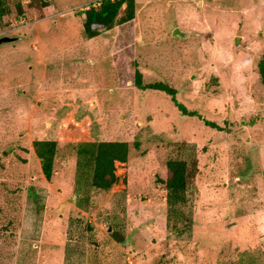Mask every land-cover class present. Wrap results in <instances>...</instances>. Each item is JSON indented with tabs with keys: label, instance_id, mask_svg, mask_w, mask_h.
Listing matches in <instances>:
<instances>
[{
	"label": "rangeland",
	"instance_id": "374dc122",
	"mask_svg": "<svg viewBox=\"0 0 264 264\" xmlns=\"http://www.w3.org/2000/svg\"><path fill=\"white\" fill-rule=\"evenodd\" d=\"M99 1L5 0L0 264H264V0H135L132 21L88 39ZM41 140L57 143L50 181ZM95 141L128 142V162L78 202L73 145ZM171 159L197 170L169 219Z\"/></svg>",
	"mask_w": 264,
	"mask_h": 264
},
{
	"label": "trees",
	"instance_id": "16d2710c",
	"mask_svg": "<svg viewBox=\"0 0 264 264\" xmlns=\"http://www.w3.org/2000/svg\"><path fill=\"white\" fill-rule=\"evenodd\" d=\"M37 7L44 9L51 6V0H38ZM17 15L22 14V8L17 5ZM10 15V9L5 0H0V22L5 16ZM83 32L88 39L98 37L102 31L130 22L135 16V0H101L96 6H90L83 12ZM258 73L261 84L264 86V57L258 63ZM135 86L140 90H155L163 92L171 98L175 107L183 116L199 117L195 111H189L176 100V90L158 82L143 85L141 74L135 72ZM212 128L216 125L206 123ZM34 154L39 161L42 175L47 181L51 180L54 173V161L58 148L55 141H34L32 143ZM134 147L139 148V143L134 142ZM76 156V200L85 199L84 193L88 190L95 192H108L118 182L116 170L118 166H126L129 156L128 142L95 141L79 142L73 145ZM168 178L160 181L166 190V204L168 218L179 214L178 208L186 202V191L196 174V167L180 160L166 162ZM84 192V193H82ZM80 205V204H79Z\"/></svg>",
	"mask_w": 264,
	"mask_h": 264
},
{
	"label": "water",
	"instance_id": "95a60500",
	"mask_svg": "<svg viewBox=\"0 0 264 264\" xmlns=\"http://www.w3.org/2000/svg\"><path fill=\"white\" fill-rule=\"evenodd\" d=\"M13 39L8 38V37H4L0 39V44H4V43H8L11 42Z\"/></svg>",
	"mask_w": 264,
	"mask_h": 264
}]
</instances>
